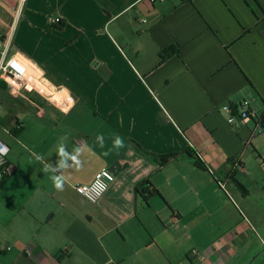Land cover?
I'll list each match as a JSON object with an SVG mask.
<instances>
[{
    "label": "crops",
    "instance_id": "obj_1",
    "mask_svg": "<svg viewBox=\"0 0 264 264\" xmlns=\"http://www.w3.org/2000/svg\"><path fill=\"white\" fill-rule=\"evenodd\" d=\"M16 4L0 0L1 38ZM14 47L74 106L0 80V264H264V227L238 204L264 191V131L225 109L264 115V0H26ZM105 169L91 203L75 187Z\"/></svg>",
    "mask_w": 264,
    "mask_h": 264
},
{
    "label": "built area",
    "instance_id": "obj_2",
    "mask_svg": "<svg viewBox=\"0 0 264 264\" xmlns=\"http://www.w3.org/2000/svg\"><path fill=\"white\" fill-rule=\"evenodd\" d=\"M25 2L26 0H17L12 22L6 25L5 37H0V80L7 84L11 94L15 96L36 94L51 107L65 114L74 106L73 95L65 86L53 82L37 62L23 57L15 50V30ZM60 21L61 19L57 17L49 18V22L53 24H58ZM225 109L231 112L230 124L234 123L237 118L243 123L254 120V133L264 131V115H259L252 109L248 101L240 105L237 114L232 113L230 106H226ZM8 153L9 146L0 137V187L12 170ZM114 180L115 174L105 169L92 182L77 184L75 188L89 202L97 203Z\"/></svg>",
    "mask_w": 264,
    "mask_h": 264
},
{
    "label": "rangeland",
    "instance_id": "obj_3",
    "mask_svg": "<svg viewBox=\"0 0 264 264\" xmlns=\"http://www.w3.org/2000/svg\"><path fill=\"white\" fill-rule=\"evenodd\" d=\"M31 97L34 98V96ZM4 138L7 140L9 136L3 135ZM238 204L241 208L251 210L249 218L254 224L256 232L259 233L261 226L264 227V191L256 188L252 195L246 197V200H243V198L239 199Z\"/></svg>",
    "mask_w": 264,
    "mask_h": 264
},
{
    "label": "trees",
    "instance_id": "obj_4",
    "mask_svg": "<svg viewBox=\"0 0 264 264\" xmlns=\"http://www.w3.org/2000/svg\"><path fill=\"white\" fill-rule=\"evenodd\" d=\"M157 0H154L152 2H155ZM60 24L61 25H64L63 22L60 21ZM179 52V50H178ZM171 53H175V50H172V47H169L167 48L166 50L163 51V56H162V59L168 57ZM19 130L17 129V127H14L13 129V133H16L18 132ZM192 156L194 158V162L195 164L200 167V168H203V169H206L207 167L205 166L204 162L201 160V158L195 154V153H192ZM7 179V178H6ZM6 179L2 182V184L6 181ZM1 184V186H2ZM151 182L148 180L146 182H144L143 184H141L140 186L137 187L136 191L138 194L140 195H143V196H146L145 198L148 199V196H151L154 194L155 190H152L151 189Z\"/></svg>",
    "mask_w": 264,
    "mask_h": 264
},
{
    "label": "clouds",
    "instance_id": "obj_5",
    "mask_svg": "<svg viewBox=\"0 0 264 264\" xmlns=\"http://www.w3.org/2000/svg\"><path fill=\"white\" fill-rule=\"evenodd\" d=\"M115 144L118 148H121L124 146L123 144V139L121 137H118L115 141ZM48 170V166L45 167V171ZM52 181H53V184H54V187L57 189V190H60V191H63V188H64V181L61 177H53L52 178Z\"/></svg>",
    "mask_w": 264,
    "mask_h": 264
}]
</instances>
